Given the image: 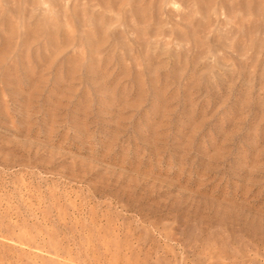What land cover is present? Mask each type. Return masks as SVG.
Returning <instances> with one entry per match:
<instances>
[{
	"label": "rangeland",
	"instance_id": "374dc122",
	"mask_svg": "<svg viewBox=\"0 0 264 264\" xmlns=\"http://www.w3.org/2000/svg\"><path fill=\"white\" fill-rule=\"evenodd\" d=\"M0 264H264V0H0Z\"/></svg>",
	"mask_w": 264,
	"mask_h": 264
}]
</instances>
